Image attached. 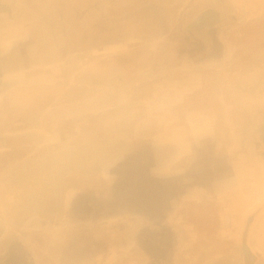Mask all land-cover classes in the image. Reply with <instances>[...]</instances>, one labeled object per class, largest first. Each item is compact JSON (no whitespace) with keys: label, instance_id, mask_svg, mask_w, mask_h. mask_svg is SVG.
I'll use <instances>...</instances> for the list:
<instances>
[{"label":"crops","instance_id":"1","mask_svg":"<svg viewBox=\"0 0 264 264\" xmlns=\"http://www.w3.org/2000/svg\"><path fill=\"white\" fill-rule=\"evenodd\" d=\"M66 4L0 0V154L50 161L112 128L118 144L124 111L132 148L66 176L0 264H264V0ZM180 32L192 47L169 42Z\"/></svg>","mask_w":264,"mask_h":264},{"label":"rangeland","instance_id":"2","mask_svg":"<svg viewBox=\"0 0 264 264\" xmlns=\"http://www.w3.org/2000/svg\"><path fill=\"white\" fill-rule=\"evenodd\" d=\"M52 4L55 7H57V10H61L63 12V9L66 8V3L69 0H50ZM91 4V3H90ZM80 8V7H79ZM127 10V9H126ZM56 24H60V27L62 24H64V19H52ZM172 18H170V22L172 24ZM68 21V20H67ZM105 40L112 41L114 32L112 30V23H109L105 21ZM126 24L122 21L121 23ZM100 25V21H99ZM177 25L180 27L184 26L186 28H195L196 23L193 18H190L186 16L182 20H180ZM75 26V25H74ZM91 26V21H90ZM96 29V27H94ZM181 29V28H180ZM96 32L94 31L92 35H89L90 41H96ZM118 36V34H117ZM207 39V35H204ZM239 36V35H237ZM85 38V37H83ZM240 38V37H239ZM82 34L77 35L73 38V42H79L82 41ZM169 42L173 44L174 42L178 41V43H185V46H189L188 44H191L194 42V36H192L190 33H177L173 35H169ZM188 52L194 53L196 51L190 49ZM238 58L240 57V51L239 55L238 53L235 55ZM174 73L172 71H162L160 73L161 75H168ZM151 85L149 81H141L138 85V91L134 89V94H142L145 92L144 87ZM137 92V93H136ZM134 96H131L133 98ZM134 99V98H133ZM129 100V98H128ZM132 101V100H131ZM129 103L122 102V107L124 104ZM127 106V105H126ZM113 108H108L107 111L112 110ZM133 112H122L121 119H120V141L118 144L115 142V145L112 144L114 142V139L116 141L117 133L116 130H109V132H105L104 135H100V138L103 142H107V145L104 147H98V146H88L78 149L69 150L66 153L62 152L61 155L59 154L53 157L50 161L48 160H25L24 162L18 163L16 162V154H19L17 152L16 154H12L13 149H10V153H3L0 154V190L2 188L9 187L8 191L12 193H7L6 196H2L0 193V250L5 248L6 246V239L8 236H15L17 235V232H20L22 228H20V222L27 217L28 214H33L34 211H36V204H39L42 201L50 200L51 198L54 200H58L60 194L59 190L62 189L64 186L69 184L67 182L69 179L66 177L68 176L70 178L71 174H81L89 172L90 174L95 172L97 169L98 162L100 159L104 158H110V156L113 154L116 150H129L132 148L130 145H128V138L129 136V128L127 125V121L129 116ZM89 118L87 120H92L96 117V115L89 114ZM70 123H79L78 118H70V119H64L62 122H59L57 125H66ZM116 133V135H114ZM29 148V147H28ZM27 150V149H26ZM15 151V150H14ZM30 152V148L28 151H22L20 153V157L26 156ZM1 153V152H0ZM59 153V152H58ZM10 154V155H9ZM19 157V158H20ZM83 159V160H81ZM85 159L94 160L88 167L85 165L87 163L84 162ZM97 159L99 161H97ZM97 161V162H95ZM131 165L128 164L127 167H130ZM257 170L250 169V173ZM262 176L259 177V181L263 182L264 184V168H262L261 174ZM80 179L77 178L76 180H73V185L77 186L78 181ZM18 186V188H16ZM13 188V189H10ZM16 193L12 195L13 193ZM4 202L2 199H4ZM230 205H228L229 212L231 213H237L238 209H230ZM34 209V210H33ZM165 216L162 211L158 210L156 212V216L154 217H161ZM264 224V223H263ZM264 226V225H263ZM10 237V238H12Z\"/></svg>","mask_w":264,"mask_h":264},{"label":"flooded vegetation","instance_id":"3","mask_svg":"<svg viewBox=\"0 0 264 264\" xmlns=\"http://www.w3.org/2000/svg\"><path fill=\"white\" fill-rule=\"evenodd\" d=\"M10 237H12V236H8V237H7V239H6V242H5V243H6V245L8 244V241H9V240H11V238H10Z\"/></svg>","mask_w":264,"mask_h":264}]
</instances>
